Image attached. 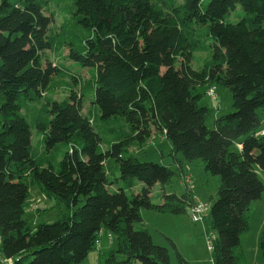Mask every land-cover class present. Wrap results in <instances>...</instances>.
Listing matches in <instances>:
<instances>
[{
	"label": "trees",
	"instance_id": "obj_1",
	"mask_svg": "<svg viewBox=\"0 0 264 264\" xmlns=\"http://www.w3.org/2000/svg\"><path fill=\"white\" fill-rule=\"evenodd\" d=\"M48 1H0L2 254L12 264H78L105 229L117 247L101 252L104 264H174L169 248L154 242L142 208L189 213L197 197L185 163L201 160L221 175L201 222L216 231L214 264H240L248 211L264 191L257 172L264 169V0H73L87 35L68 57L92 68L89 83L79 71L43 63L54 21ZM64 71L80 92L72 87L69 98L47 99L35 115L36 132L51 143V156L38 157L23 109ZM217 83L230 88L234 109L210 128L203 98ZM87 94L99 113L84 112ZM154 129L171 141L177 169L130 153L135 143L152 140ZM176 175L185 183L182 194L166 189ZM114 178L127 192L110 190ZM137 180L145 183L138 193ZM157 183L162 192L154 200ZM31 184L58 200L54 222L26 217L37 211L28 204ZM261 247L264 255V227ZM177 256L190 264L179 250Z\"/></svg>",
	"mask_w": 264,
	"mask_h": 264
},
{
	"label": "rangeland",
	"instance_id": "obj_2",
	"mask_svg": "<svg viewBox=\"0 0 264 264\" xmlns=\"http://www.w3.org/2000/svg\"><path fill=\"white\" fill-rule=\"evenodd\" d=\"M1 1V0H0ZM45 12L54 16V21L48 30V37L51 40V47L42 52V61L45 65L53 63L54 66H61L70 72H78L83 83L91 82L93 70L91 67H82L80 64L72 62L68 57L70 49L74 45H78L84 40L87 31L82 27L76 19L73 9V0H49L46 3ZM64 71L63 76L58 74L53 76L49 89L46 90L44 96L38 97L36 100H27V107L23 109V113L33 126L34 140L33 145L38 157H50L49 146L51 143L40 133L36 132L34 127V117L39 110L47 105V99L64 100L69 98L71 88L74 87L79 95L80 89L78 82L71 79L69 72ZM70 76V77H69ZM48 97V98H45ZM217 100L212 99L209 95H205L203 102L210 106V114L207 124L210 128L214 127L217 116L228 113L234 108L231 102L230 88L223 84L217 83ZM220 106V107H219ZM83 110L86 114L95 115L99 113V108L93 103V95L87 94L83 102ZM264 125V116L262 119ZM261 130V129H260ZM107 139L106 135L104 134ZM104 147L108 144L105 142ZM172 148L171 141L162 135L160 131L154 129L153 139L143 144L135 143L130 153L136 155L140 161H155L167 165L173 164V157L170 155ZM237 148V145H234ZM59 151V150H58ZM60 160L64 158V152H58ZM185 172L191 177V186L194 194L201 202L211 206L212 197L217 196L219 186L221 185V175L213 174L206 170L205 164L201 160H195L193 164L185 163ZM257 172L264 182V169L257 166ZM119 176V173H118ZM115 182L110 187L111 191L127 192L125 190L121 178H114ZM145 183L137 180L133 191L140 192ZM168 191H175L182 194L185 190V183L178 175H176L171 184L166 186ZM162 192V185L157 183L152 193L154 200H157ZM131 196L132 193L128 191ZM28 204H36L37 211L27 212L26 217L31 222L52 223L59 218L61 206L54 197L47 196L36 184L30 185V193ZM39 208L43 210H39ZM142 213L148 224L154 242L169 248L172 261L174 264H181L177 251L179 250L190 264H214L212 250L209 243L216 236V231L206 228L203 223H195L189 213H159L151 209L142 208ZM249 228L241 234L242 250L244 258L240 264H264V255L261 247V238L264 227V191L260 199L255 200L250 205L248 211ZM171 238L175 245L169 240ZM110 240H113L112 242ZM114 243V246L111 244ZM113 247V248H112ZM117 238L113 233L110 239L107 235L102 238V243L97 245L88 256L78 264H104L101 259L100 249L111 250L116 249ZM121 258L122 256L119 255ZM133 264H142L136 260Z\"/></svg>",
	"mask_w": 264,
	"mask_h": 264
},
{
	"label": "built area",
	"instance_id": "obj_3",
	"mask_svg": "<svg viewBox=\"0 0 264 264\" xmlns=\"http://www.w3.org/2000/svg\"><path fill=\"white\" fill-rule=\"evenodd\" d=\"M207 94L214 100H217V87L215 85L210 86L207 91ZM259 133L264 135V129L259 130ZM187 182H190V178L187 179ZM38 206L36 204L30 205L31 210H35ZM189 214L194 220L195 223H201L204 221V218L208 214V205L204 202L197 201L195 204L189 207ZM107 235L108 237H112V233L107 232L105 229H100L98 233V238L96 239V245H99L102 241V238ZM2 245V235L0 233V264H12L13 258L7 257L2 254L1 251ZM210 250L213 248L212 241L209 243Z\"/></svg>",
	"mask_w": 264,
	"mask_h": 264
},
{
	"label": "crops",
	"instance_id": "obj_4",
	"mask_svg": "<svg viewBox=\"0 0 264 264\" xmlns=\"http://www.w3.org/2000/svg\"><path fill=\"white\" fill-rule=\"evenodd\" d=\"M219 107H220V106H219ZM261 129H264L263 122H262ZM163 136H164V135H163ZM33 140H34V135H33L32 141H33ZM188 163H189V162H188ZM193 163H194V162H192V163H190V164H193ZM110 187H111V186H110ZM166 189H167V188H166ZM199 200H200V199L197 197V201H199ZM29 205H30V204H29ZM29 208H30V207H29ZM39 210H43V209L39 208ZM31 212H32V211H31ZM142 214H143V213H142ZM143 217H144V216H143ZM144 219H145V218H144ZM107 232H109V231H107ZM110 233H112V232H110ZM112 235H113V233H112ZM109 238H110V237H109ZM112 238H113V236H112L110 239H112ZM153 239H154V237H153ZM110 241L112 242L113 240H110ZM101 243H102V241H101ZM101 243H100V244H101ZM100 244H99V245H100ZM111 246H114V243H112ZM112 248H113V247H112ZM99 251H100V253H101V252H107V250H104V249H102V250L100 249Z\"/></svg>",
	"mask_w": 264,
	"mask_h": 264
}]
</instances>
